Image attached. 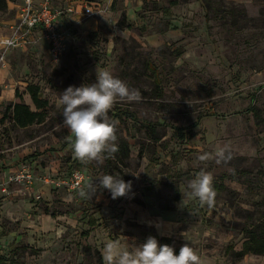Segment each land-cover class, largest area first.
I'll use <instances>...</instances> for the list:
<instances>
[{"label":"rangeland","instance_id":"rangeland-1","mask_svg":"<svg viewBox=\"0 0 264 264\" xmlns=\"http://www.w3.org/2000/svg\"><path fill=\"white\" fill-rule=\"evenodd\" d=\"M17 5L0 12V39L12 35ZM79 17L65 18L57 60L44 42L0 48V183L2 172L23 164L35 175L31 195L23 184L0 186V254L12 264H99L106 243L131 250L152 235L178 249L187 244L200 264H264L251 253L235 258L246 231L264 225V0L101 1ZM98 71L141 98L114 103L118 151L85 163L73 154L59 99ZM30 82L50 105L44 123L19 128L4 115L20 102L16 92L36 110ZM173 127L191 140L181 144ZM123 143L128 156L119 152ZM219 149L230 159L218 163ZM76 169L86 177L79 194L66 184ZM202 171L212 177V207L188 188ZM106 174L131 180L132 193L89 196ZM86 209L93 230L81 221Z\"/></svg>","mask_w":264,"mask_h":264},{"label":"clouds","instance_id":"clouds-1","mask_svg":"<svg viewBox=\"0 0 264 264\" xmlns=\"http://www.w3.org/2000/svg\"><path fill=\"white\" fill-rule=\"evenodd\" d=\"M10 38L0 39V46H14ZM140 94L131 89L123 80L108 71L96 72L95 80L71 85L62 91L59 103L63 106V124L74 137L73 154L82 162L102 159L106 152L114 154L118 146L116 122L109 112L114 103L120 100L139 101ZM218 163L230 159L224 149L217 152ZM99 183H92L88 195L93 197L97 190L106 189L112 199L128 196L133 191L131 180L106 174L98 178ZM190 195L202 205L212 207L216 193L212 186V177L207 172L199 173L188 182ZM158 227V226H157ZM105 264H200V258L187 244L179 250L169 244H161L156 236H148L142 243L134 244L131 250H122L117 243H106L103 249Z\"/></svg>","mask_w":264,"mask_h":264},{"label":"built area","instance_id":"built-area-1","mask_svg":"<svg viewBox=\"0 0 264 264\" xmlns=\"http://www.w3.org/2000/svg\"><path fill=\"white\" fill-rule=\"evenodd\" d=\"M103 1L109 6L113 3V0ZM17 2L16 20L12 27L13 33L10 36L3 37L13 39L14 46H0V48L3 50L23 49L44 42L48 54L53 60H57L68 36V32L62 26L64 18L67 15L77 14L74 4L71 2L62 4L60 0H17ZM83 9V15L90 17L92 14L90 6L86 4ZM1 178H4V183H0V186H5L7 183L23 184L26 193L31 195L35 175L28 164L21 165L20 169H10L2 172ZM85 179L84 172L76 169L72 172L68 183L59 182V184L66 183L70 192L79 194L83 190ZM45 182H49V180L45 179ZM2 191L8 193L7 187L2 188Z\"/></svg>","mask_w":264,"mask_h":264},{"label":"trees","instance_id":"trees-1","mask_svg":"<svg viewBox=\"0 0 264 264\" xmlns=\"http://www.w3.org/2000/svg\"><path fill=\"white\" fill-rule=\"evenodd\" d=\"M89 2H95L97 0H87ZM9 2L12 0H0V12H4L8 8ZM153 74H156L155 67L149 66ZM27 93L29 94L33 105L36 110H32L29 105H27L23 98L18 95L16 96L20 99L19 103L11 104L7 109L4 115V120L8 118L19 128H28L35 124H42L46 120V113L49 108L50 102L48 98L41 96V87L39 84L30 82L26 88ZM129 117H132L129 115ZM198 123L193 127H197ZM147 127L153 131L154 127L151 124H148ZM174 135L181 144H187L191 138L192 134H187L185 129L180 127H173ZM119 152L123 156H128V146L127 144H120ZM89 209H86L83 212V217L81 221H86L91 227L97 225V221L89 216ZM161 244H169L173 246V240L167 237H158L156 236ZM177 251L179 250L176 248ZM245 253H251L253 255L264 256V225L260 228L259 232H256L253 229L246 231V239L242 245V249L239 252H236L235 258H241ZM8 260L0 255V264H7ZM101 262V261H100Z\"/></svg>","mask_w":264,"mask_h":264},{"label":"crops","instance_id":"crops-1","mask_svg":"<svg viewBox=\"0 0 264 264\" xmlns=\"http://www.w3.org/2000/svg\"><path fill=\"white\" fill-rule=\"evenodd\" d=\"M61 1V3L62 2H71L72 4H74V6L76 7V10H77V14H75V15H67L65 18H66V20H67V22L68 23H70V22H73L74 20H76V18H80L79 17V15H83L84 13H82L83 12V8H84V6H86V4L87 5H89L90 6V11L92 12V6H95V5H99L100 4V2L101 1H103V0H97V1H95V2H89V1H87V0H60ZM15 13H16V11H15ZM65 18H64V20H65ZM65 20V21H66ZM65 21H63V22H65ZM64 24V23H63ZM95 219V218H94ZM96 220V219H95ZM88 224V223H87ZM89 225V224H88ZM98 226V223H97V225L95 226V227H91L90 225H89V227H90V230H93L94 228H96ZM83 237H89V235H90V231H86V232H83L82 234H81ZM159 237V236H158ZM1 255V254H0ZM1 256H3V255H1ZM4 258H6L7 260H8V262H7V264H12V261L11 260H9V258H7V257H5V256H3ZM99 264H104V260H103V258L101 257V256H99ZM101 261V262H100Z\"/></svg>","mask_w":264,"mask_h":264}]
</instances>
